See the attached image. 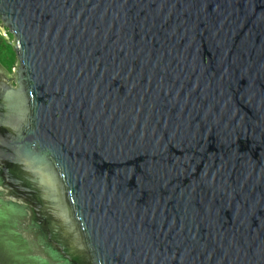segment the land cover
Returning <instances> with one entry per match:
<instances>
[{
	"label": "water",
	"instance_id": "95a60500",
	"mask_svg": "<svg viewBox=\"0 0 264 264\" xmlns=\"http://www.w3.org/2000/svg\"><path fill=\"white\" fill-rule=\"evenodd\" d=\"M0 36V264H264V0H0Z\"/></svg>",
	"mask_w": 264,
	"mask_h": 264
},
{
	"label": "rangeland",
	"instance_id": "374dc122",
	"mask_svg": "<svg viewBox=\"0 0 264 264\" xmlns=\"http://www.w3.org/2000/svg\"><path fill=\"white\" fill-rule=\"evenodd\" d=\"M2 35L6 39H9L11 42H14L13 36L9 35L7 31H2ZM6 39H4V43H1L3 53L0 55V61L3 66L12 73V76L14 77L13 71L17 67L18 60L10 41Z\"/></svg>",
	"mask_w": 264,
	"mask_h": 264
},
{
	"label": "trees",
	"instance_id": "16d2710c",
	"mask_svg": "<svg viewBox=\"0 0 264 264\" xmlns=\"http://www.w3.org/2000/svg\"><path fill=\"white\" fill-rule=\"evenodd\" d=\"M1 43H4V39L0 36V55L3 53V50L1 48Z\"/></svg>",
	"mask_w": 264,
	"mask_h": 264
}]
</instances>
